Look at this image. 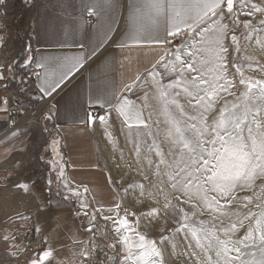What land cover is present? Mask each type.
I'll list each match as a JSON object with an SVG mask.
<instances>
[{
	"label": "rangeland",
	"instance_id": "obj_1",
	"mask_svg": "<svg viewBox=\"0 0 264 264\" xmlns=\"http://www.w3.org/2000/svg\"><path fill=\"white\" fill-rule=\"evenodd\" d=\"M178 42L150 87L159 130L97 135L124 224L86 218L98 240L84 264H120L115 228L143 237L142 264H264V0H226ZM50 133L45 105L0 142V264H48L45 239L27 248L42 234L27 200L53 171Z\"/></svg>",
	"mask_w": 264,
	"mask_h": 264
},
{
	"label": "crops",
	"instance_id": "obj_2",
	"mask_svg": "<svg viewBox=\"0 0 264 264\" xmlns=\"http://www.w3.org/2000/svg\"><path fill=\"white\" fill-rule=\"evenodd\" d=\"M5 1L15 4L17 0ZM225 1L162 0L153 7L151 0H111L110 4L105 0H37L36 85L39 96L49 100L48 169L53 171L45 175L42 185L32 183L33 197L27 202L33 208L35 232L45 239L46 263L84 264L83 258L98 240L94 232L89 238L86 218L91 223L96 217L100 222L124 224L117 213L123 199L101 161L97 135L159 130L150 90L156 74L174 61L178 36L184 33L189 40ZM73 58H82L81 63L65 81L51 95L41 92L45 78L58 79L62 66L75 62ZM96 110L100 112L94 116ZM36 214H41L39 223L33 218ZM50 218L54 225L49 233ZM114 231L123 242L116 260L142 264L133 258L144 256L145 251L135 247L145 242L143 237L137 234L132 240L122 229ZM152 259L149 264H159L155 256Z\"/></svg>",
	"mask_w": 264,
	"mask_h": 264
},
{
	"label": "built area",
	"instance_id": "obj_3",
	"mask_svg": "<svg viewBox=\"0 0 264 264\" xmlns=\"http://www.w3.org/2000/svg\"><path fill=\"white\" fill-rule=\"evenodd\" d=\"M225 3V2H224ZM223 3V5H224ZM37 0H17L0 3V142L29 125L49 100L40 97L35 64L37 47L34 40V13ZM188 40L184 33L178 41ZM100 111H93L97 116ZM63 157V162L66 161ZM44 243L42 235L27 245L29 251Z\"/></svg>",
	"mask_w": 264,
	"mask_h": 264
},
{
	"label": "snow or ice",
	"instance_id": "obj_4",
	"mask_svg": "<svg viewBox=\"0 0 264 264\" xmlns=\"http://www.w3.org/2000/svg\"><path fill=\"white\" fill-rule=\"evenodd\" d=\"M105 2L110 4L111 0H105ZM0 3H3V0H0ZM151 3L152 6L155 7L158 4H162V0H151ZM175 5H176L175 2H173V6ZM198 15L199 14L197 13V16ZM192 18H196V17H192ZM181 22L184 21L181 20ZM108 31H110V29H108ZM105 38H107L106 33H105ZM73 59L75 60V62L69 61L62 66V70L59 74L58 79L50 80L48 78H45L44 84L46 86H42L40 88V91L43 92L45 95H51L52 92H54L65 81V79L80 65L82 58L80 59L73 58ZM41 67H44V65H41Z\"/></svg>",
	"mask_w": 264,
	"mask_h": 264
},
{
	"label": "bare ground",
	"instance_id": "obj_5",
	"mask_svg": "<svg viewBox=\"0 0 264 264\" xmlns=\"http://www.w3.org/2000/svg\"><path fill=\"white\" fill-rule=\"evenodd\" d=\"M12 133H13V132H8V137L11 136Z\"/></svg>",
	"mask_w": 264,
	"mask_h": 264
}]
</instances>
